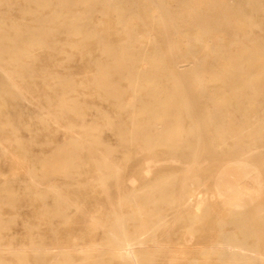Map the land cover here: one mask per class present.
I'll return each mask as SVG.
<instances>
[{
	"label": "rangeland",
	"instance_id": "obj_1",
	"mask_svg": "<svg viewBox=\"0 0 264 264\" xmlns=\"http://www.w3.org/2000/svg\"><path fill=\"white\" fill-rule=\"evenodd\" d=\"M169 2L174 8V3ZM142 3L143 0H138V4ZM157 5L159 12L155 7ZM157 5L150 6V18L161 21V25L158 28H150L145 33L137 21L133 26L140 31L138 34L140 36L133 42L134 49H144L149 56L161 57L164 64L172 69V74L167 77L160 75L151 82L164 84L168 79L167 86L170 88L172 87L170 80L182 86L175 93L172 89L171 95L186 103L187 107L178 108V112L185 130L182 135L185 139H190L189 144L182 143L178 147L166 148V152L160 157L154 156L146 143V139L158 138L154 127L146 124L145 115L140 111L141 103L151 95L146 83L144 81L133 83L126 76H112L110 82L117 84L121 90L120 101L123 106H118L114 98H105L95 85L98 66L108 62L103 58V43L93 38L92 45L90 44L85 51L80 42L89 33L104 39H111L114 32L122 35L121 24L117 22L114 13L103 16L97 10L92 11L82 21V31L76 34L49 25L47 29L50 31L43 36L47 47V51L44 52L38 45H30L21 40L19 34L37 31L39 20L48 19L55 10L67 16L66 20L72 17V14L77 15L80 10L73 12H66L63 8L59 10V6L50 0H0V246L11 243L14 245L11 250L15 251L20 250L22 244L27 248L31 241L66 242L77 246L75 250L70 248V264H116L114 259L110 260V263L102 262L98 251L92 248L93 245L107 238L105 231L113 211L123 214L130 211L126 194L132 186L143 189L160 184L158 210L165 216L159 224L154 225V235L161 245L158 250H150L153 253L149 254L147 264L176 262L222 264L214 255L201 252L205 244L216 236L214 233L218 230V225L214 222L215 216L219 214L230 232L239 235L241 233L237 232L235 224L227 221L228 206L233 201L242 200L251 216L254 208L263 203L264 129L260 131L261 138H255L248 133L242 138L244 149L251 148L250 165L237 161L229 151V148L236 145V139H230L227 134L225 139L221 138L213 126L217 123L212 124L205 110L199 109L197 95L200 88L196 86V78L185 73L190 63L182 60L181 55L180 59L177 57L179 51L186 48L188 40L183 35L173 32L164 10L160 8L162 5L160 3ZM161 14L164 16L160 17ZM107 19L112 32L106 29ZM256 19L264 21V15H257ZM162 27L165 28V32ZM167 33L169 35L164 36ZM177 36L180 41L176 40ZM250 36L264 42V24L255 27ZM237 39L243 40L241 32H238ZM206 41L207 44L199 58L213 63L214 35L210 34ZM248 42L250 40H246L247 44ZM114 43L115 41H112V44ZM169 43H174L177 51L171 46L173 44ZM222 43L228 46L231 42L225 36ZM231 51H234L232 44ZM177 60L179 63L176 64ZM145 65L142 61L136 64L138 68ZM209 84L214 86L218 82L213 81ZM187 85L191 86L190 89ZM2 87L9 88L11 93L3 92ZM133 87L139 88L133 92ZM226 96L233 95L226 93ZM251 96L247 93L243 97L247 99ZM253 97L258 101L251 119L264 124V92ZM236 113L235 121L237 124H243L239 122V112ZM214 120L217 122V119ZM135 126L142 129L139 135L134 134ZM212 150H215L214 154ZM56 152L62 157L70 156L71 159L61 161L57 170L43 176L41 167L44 161H51ZM209 158L211 162L207 163ZM104 161L114 163L117 170L101 167ZM219 162L224 164L221 165ZM132 163L136 166L135 171ZM127 169L131 175L129 171L125 172ZM209 169L211 170L208 171ZM131 170L134 171L133 174ZM209 181L216 183L210 182L209 185ZM49 186H52L60 196V205L64 206L63 216L51 215L50 207L55 195L48 190ZM191 192H194V195L191 196L192 200L187 202L186 196ZM44 193L46 197L43 199ZM183 200L185 202L179 207L180 213L172 216L173 207ZM211 200L216 204L212 205ZM42 201L49 206L47 209L42 206ZM184 208L188 209L184 211ZM152 220L155 221V218L152 217ZM199 226L204 230L200 231L202 228ZM244 236L243 238L249 242L255 240L254 234L245 233ZM150 247L153 248L152 245ZM26 252L29 264H41L39 258L28 248ZM0 257L3 264H20L9 251L0 249Z\"/></svg>",
	"mask_w": 264,
	"mask_h": 264
},
{
	"label": "bare ground",
	"instance_id": "obj_2",
	"mask_svg": "<svg viewBox=\"0 0 264 264\" xmlns=\"http://www.w3.org/2000/svg\"><path fill=\"white\" fill-rule=\"evenodd\" d=\"M50 1L56 3V5L59 6V10L63 8L65 9L66 12H73L77 10L78 11L80 10V12L77 15L72 14V17L66 20L65 17L67 16L62 15L61 12L55 10L54 13L48 19L41 18L39 20V26L37 31L27 32L25 34H19V38L21 40L26 41L30 45L33 44L38 45V47L45 52L47 51L46 49L47 47L45 45L43 36L50 31L49 29H47L49 28V25L52 26L54 25L57 29L63 28L70 33L76 34L82 31V26H83L82 21L92 11L97 10L101 14H103V16H107L110 13H114L117 22L121 24L122 35H120L117 32H114L111 39L109 38L104 39L102 37H94L95 34L89 33L88 35H86L85 39H83L80 42L84 47L83 49L85 51H87V47L92 43L93 38L95 41H99L103 43L102 44L103 58L108 62L105 63L103 66L102 65L98 66L95 85L98 91L101 92L105 96V98L108 97L114 98L118 106H123L122 102L120 101V95L122 93L121 90L119 89L117 84L110 82V78L112 76H118V77L126 76L133 83L137 81H144L146 83V87L150 91L149 94L151 95L149 96L148 99H146L145 102L141 103L140 111H142V113L145 115L146 124L147 125L150 124L151 126H153L154 130L156 131L158 138L146 139V143L148 145V148L152 149V154L157 157H160L162 154H164V152H166L167 150L166 148H174V147H178L182 143L184 144L190 143V139L188 138L185 139L182 135L185 130L183 128L184 126L180 121V114L178 112V108L183 109L187 107L186 103L184 100L182 99L178 100L177 97L171 95L172 89L174 90L173 92L175 93L176 91L180 90L182 86H180L178 82L170 80L172 86L170 88L169 86H167L168 79H167V83L164 84L155 81L151 82L153 78L154 79L156 77L158 78L160 75H164L167 77L168 75L172 74V69L164 64V61L161 57L149 56V54L144 49H134L133 42L134 40L137 39L138 36H140L138 35L140 31L134 29L133 25L136 24L138 21L139 25L141 26L140 29H143L145 33L150 28H154V27L158 28L161 25L160 24L161 21L150 18V6L152 4L157 5L160 3L162 5V7L160 8L164 10V13L166 14L165 17L168 19L167 21L170 22L173 32H175L176 34L183 35L185 39L188 40V44L186 48H184L183 51H179V56L177 55V57H179L178 59H180V55H181L183 58L182 60H186V62L190 63V64L186 63L189 64L190 67L186 69L185 73L194 76L196 78L195 81L196 86H199L200 88L197 95L198 96L197 103L200 106L199 109L205 110V114L210 119L212 124L217 123L216 125L213 126H215L216 128L215 131L217 130L219 132V136L221 138L225 139V134H227V136L230 139H236L237 141L236 145L233 146V148L231 149L229 148V151L237 161H239L242 164L250 165L249 155L252 153L250 152L251 148L244 149L242 138L245 136L246 133L254 136L255 138H261L262 135L260 131L264 129V124L257 122V120L251 119L252 115L255 113V108H256L255 105L258 101L253 96L264 92V42L256 37L251 38L250 35L252 34L255 27L264 24L263 20L256 19L257 15H264V0H143L142 4H138V0H50ZM169 1L174 3L175 5L174 8L171 7V3ZM155 7L157 8L158 5ZM157 12H159L158 8H157ZM163 16L164 15L160 17ZM108 21L109 20L107 19L106 22ZM164 21L166 22V20ZM106 26H107L106 28L107 31L112 32V27L109 22L107 23ZM163 27L162 30H164L163 32H165V28L163 29ZM238 32H241L243 40L237 39ZM170 34H171L170 36L173 35L172 31ZM210 34L214 35V40H215V44L214 46H212V58L214 60L213 62L214 64L205 62L204 58H199L200 55L202 56L203 47L207 44L206 38ZM168 35L169 34L167 33V35L164 36L167 37ZM225 36L231 42L230 45L228 46H224L222 43ZM178 38L179 37L177 36L176 40L180 41L179 40L180 38L179 39ZM246 40H250V42H248L247 44ZM112 41H115V43L112 44ZM166 41L167 40H165V42ZM180 43L182 44V42ZM170 44H173L171 46H173L174 48V43H169V45ZM231 44L234 47V51H231ZM175 50L177 51V49ZM140 61L145 62L146 64L145 67L138 68L136 66L137 62ZM177 63H179V61L176 62V64ZM185 73L183 75H185ZM205 75L207 79L204 80ZM213 81L218 82V84L214 86H210L209 82H213ZM188 87L190 89L191 86ZM137 88L133 87L132 91L133 92L136 91ZM1 90L7 94L11 93L10 89L7 87H2ZM226 93H231L233 96L227 97ZM247 93H250L252 96L250 98L245 99L243 96ZM236 111L239 112L238 113L240 116L239 122H243V124H237V122L235 121L234 118L237 115ZM191 113L193 112L191 111ZM214 119H217V122H215ZM133 129L135 131L134 132L135 135H139L142 131V129L139 128L138 126H135ZM153 146L156 148H153ZM200 149L198 151H200ZM211 152L214 154L215 150H212ZM206 155L208 157V154ZM203 156L201 158H203ZM216 158H213V160ZM70 159H71L70 156L62 157L59 155L58 152H56V155L53 156L51 161H47V162L44 161L41 167L42 175L43 176L49 175L52 171L58 169V165L61 163V161L70 160ZM209 161L210 158L207 163H209ZM165 162L166 161H164V163ZM212 163L214 162L212 161ZM222 163L220 164L222 165ZM187 164H189L188 161ZM132 165H133L132 167L135 166L133 163ZM139 165H141V163ZM101 167L104 168L110 167L113 171L117 170L116 165L112 162L108 163L104 161ZM132 167H129V169ZM135 167L133 169L134 171H135ZM209 167L211 168V166ZM152 168H154V166ZM129 169H127L125 172L129 171ZM204 169L206 168L204 167ZM180 170H181V165H180ZM210 170L211 169H209L208 171ZM134 171H132V174L134 173ZM96 172L98 174V171ZM195 172H197L196 168H195ZM129 173L131 175L130 171ZM193 174L195 175L194 172ZM198 174H199L198 177H200V172ZM215 176L213 177L215 178ZM129 178L131 179V177H128V179ZM216 181L214 182L216 183ZM210 182L211 181H209V185ZM258 185L259 184H257V186ZM48 190L53 192V194L55 195L54 201L50 207L51 215L63 216L64 206L62 207L60 205V196L52 186H49ZM117 191L119 192V190ZM160 194H161L160 184H153L152 187L149 186L148 188H143V189H136L134 186L131 187L130 191L126 194V199L129 203L130 211L127 214L113 211L108 221L109 225L106 227V231H105L107 238L101 243H95L92 247L93 249L98 251L99 257L102 262L110 263V260L114 259L116 264H147L149 254L153 253L150 250L153 251L158 250L159 245H161L159 240L154 235V225L159 224L163 220V217L165 216L164 214L160 213L158 210L160 207L157 203V200L160 198L161 196ZM192 195H194V192H191L190 194H188V196H186L187 202H190L189 200H192L191 197ZM42 197L43 199L46 197L45 193L43 194ZM207 198L212 199V197H207ZM215 199L217 200L218 197ZM184 202H185L184 200L181 201L180 203L177 202V204L173 207L172 216H176L178 215V213H180L179 207ZM214 203L215 201H213L212 205ZM220 204L218 205L219 207ZM42 206H44L45 209L49 207L45 201H42ZM246 207L247 205L242 200H237V201H233L227 208V216H228L227 221L228 223L232 222L235 224L237 232L241 233L239 235H236L235 232L233 233L230 232V230L226 227V225H224V220L221 218L219 214H217L218 212L216 211L217 212L216 213L215 211H213L217 214L215 216L214 222H216V224L218 225V230L216 231V233H214L216 234V236L209 243H207V241L205 240L207 244H205V248L201 249L202 253L214 255L215 258L218 259L222 264H264V201L262 204H258L254 208L253 213H251V216H249L250 213L247 211ZM186 209L184 211H186ZM152 217L155 218V221L152 220ZM184 222L186 221L184 220ZM196 226H194V228ZM173 230L171 232H173ZM201 230L204 229L202 228L200 229V231ZM177 233L178 232H176V234ZM245 233L254 234L255 240L253 242H249L246 239H244L243 236L245 235ZM201 237H204V235ZM149 242H151L152 244H149ZM150 245H152L153 248L150 247L151 248L150 249L149 248ZM174 245L178 246L176 244ZM13 248L14 245H12L11 243L8 245L0 246L1 250L9 251L12 255H14L16 260L20 264H29L28 260L26 259L28 254L26 252L27 248L32 252V254H34L36 257L39 258L38 260H40L41 264H70L71 262L70 248L75 250L77 246L66 244V242L59 243L58 241H50L48 243L41 240V241H31L30 244L27 246V248L23 244L20 250L12 251L11 249ZM164 262H166V260ZM3 263L4 262H2V259L0 257V264Z\"/></svg>",
	"mask_w": 264,
	"mask_h": 264
}]
</instances>
